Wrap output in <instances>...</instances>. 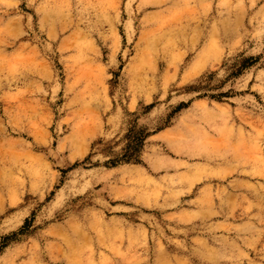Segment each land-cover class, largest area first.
<instances>
[{"label": "rangeland", "instance_id": "1", "mask_svg": "<svg viewBox=\"0 0 264 264\" xmlns=\"http://www.w3.org/2000/svg\"><path fill=\"white\" fill-rule=\"evenodd\" d=\"M0 264H264V0H0Z\"/></svg>", "mask_w": 264, "mask_h": 264}, {"label": "trees", "instance_id": "2", "mask_svg": "<svg viewBox=\"0 0 264 264\" xmlns=\"http://www.w3.org/2000/svg\"><path fill=\"white\" fill-rule=\"evenodd\" d=\"M251 65L244 64V66L240 67L233 75L239 76L243 70ZM195 88H191L193 90ZM211 99L219 100L223 96H210ZM152 107H149L150 110ZM148 134L143 130H136L135 127H132L129 130V133L126 136V145L122 150V155L119 158L110 160L107 165L110 167H115L122 164H139L140 163V155L143 150L146 139L148 138Z\"/></svg>", "mask_w": 264, "mask_h": 264}]
</instances>
